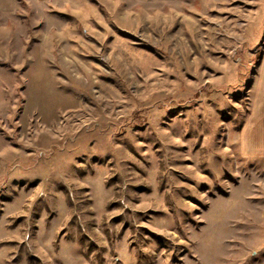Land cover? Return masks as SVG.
I'll return each mask as SVG.
<instances>
[{
	"label": "rangeland",
	"instance_id": "1",
	"mask_svg": "<svg viewBox=\"0 0 264 264\" xmlns=\"http://www.w3.org/2000/svg\"><path fill=\"white\" fill-rule=\"evenodd\" d=\"M0 11V264H264L240 161L264 0Z\"/></svg>",
	"mask_w": 264,
	"mask_h": 264
},
{
	"label": "crops",
	"instance_id": "2",
	"mask_svg": "<svg viewBox=\"0 0 264 264\" xmlns=\"http://www.w3.org/2000/svg\"><path fill=\"white\" fill-rule=\"evenodd\" d=\"M18 0H0L1 12H13ZM248 115L237 134V155L243 162L264 166V51L259 61Z\"/></svg>",
	"mask_w": 264,
	"mask_h": 264
}]
</instances>
